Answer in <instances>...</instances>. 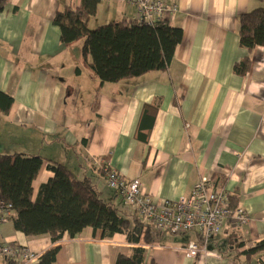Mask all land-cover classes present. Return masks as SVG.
Listing matches in <instances>:
<instances>
[{"label": "crops", "instance_id": "1", "mask_svg": "<svg viewBox=\"0 0 264 264\" xmlns=\"http://www.w3.org/2000/svg\"><path fill=\"white\" fill-rule=\"evenodd\" d=\"M95 3L87 27L135 20L118 0H10L0 13V92L12 97L0 113V154L40 156L45 161L32 182V200L53 173L47 161L87 179L106 203L137 227L134 210L106 185L97 163L107 159L127 180L138 179L158 202L188 194L202 174L229 193L248 222L226 220L206 253L190 259L181 249L197 241L152 233L137 243L125 235L104 238L84 228L75 238L53 243L48 235L28 237L12 228L14 213L0 223V245L26 248L35 264L58 248L56 264H115L118 254L144 250L154 264H264V252H244L264 240V50L251 52L249 71L233 67L247 55L239 44L238 16L261 5L256 0H163L167 21L182 30L169 67L117 83L100 84L81 61V41L60 42L52 20L67 5ZM91 59L88 58V63ZM157 103L148 142L138 140L145 105ZM147 115L143 124L147 125ZM85 140V141H84ZM0 264L5 259L0 258Z\"/></svg>", "mask_w": 264, "mask_h": 264}, {"label": "trees", "instance_id": "2", "mask_svg": "<svg viewBox=\"0 0 264 264\" xmlns=\"http://www.w3.org/2000/svg\"><path fill=\"white\" fill-rule=\"evenodd\" d=\"M256 1L261 5L236 19L239 44L247 52L233 67L234 73L240 76L249 71L250 54L254 48L260 46L264 50V0ZM9 2L0 0V13ZM89 3L82 7L65 6L56 12L52 23L59 29L63 46L81 41V61L101 85L169 67L174 51L182 40L180 28L165 21L145 25L132 19L126 23L111 21L89 29L87 20L95 11V3ZM88 58L91 59L90 63ZM12 104V97L0 92V113H9ZM157 108V103L143 108L142 126L140 124L136 137L145 144ZM149 114L152 115L149 129L144 131L143 127L147 125L143 124V119ZM44 161L40 156L0 154V201L12 205V228L15 231L28 237L45 234L51 242L56 243L64 235L75 238L89 227L100 230L104 238L122 234L129 242H139L142 224L135 219L137 227L130 229L129 221L120 216L115 207L104 202L87 179H76L64 165L47 161L53 176L40 185L35 200H32V182ZM230 204L232 208L236 207L231 198ZM152 233L158 235L149 228L144 242H150ZM57 252L58 248L44 252L35 264H56ZM261 252H264V240L244 254L249 256ZM144 254L143 249L134 248L128 253L118 254L115 264H154L152 260L147 261ZM22 262V259H5V264Z\"/></svg>", "mask_w": 264, "mask_h": 264}, {"label": "built area", "instance_id": "3", "mask_svg": "<svg viewBox=\"0 0 264 264\" xmlns=\"http://www.w3.org/2000/svg\"><path fill=\"white\" fill-rule=\"evenodd\" d=\"M135 11L139 24L155 25L167 22L174 7L169 8L163 0H118ZM106 185L135 212L142 224L141 236L150 228L158 235L196 234L197 241L188 242L181 252L193 259L206 253L208 242L217 236L223 223L230 219L238 226L245 225L249 218L241 207H231L228 191L217 185L207 174H202L190 192L176 200L156 201L138 179L127 180L118 173L107 159L97 163ZM12 205L0 201V223L11 215ZM34 256L23 247L0 245V258L29 261ZM21 263V264H22Z\"/></svg>", "mask_w": 264, "mask_h": 264}, {"label": "rangeland", "instance_id": "4", "mask_svg": "<svg viewBox=\"0 0 264 264\" xmlns=\"http://www.w3.org/2000/svg\"><path fill=\"white\" fill-rule=\"evenodd\" d=\"M98 27V26H97ZM94 28H96V27H94Z\"/></svg>", "mask_w": 264, "mask_h": 264}]
</instances>
